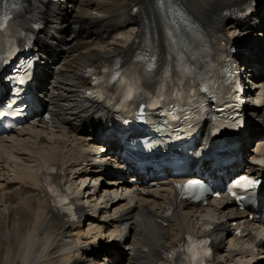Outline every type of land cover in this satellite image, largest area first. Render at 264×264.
I'll return each instance as SVG.
<instances>
[{
	"label": "bare ground",
	"instance_id": "6f19581e",
	"mask_svg": "<svg viewBox=\"0 0 264 264\" xmlns=\"http://www.w3.org/2000/svg\"><path fill=\"white\" fill-rule=\"evenodd\" d=\"M65 1L49 0L47 28L55 37L41 40L43 47L54 50L43 52L42 56L54 62V56L61 54V59L51 63L42 79L46 99L53 106L49 111L51 118L48 122L42 119L30 122L15 136L0 139V251L4 250L1 264H104L109 251L103 249L102 257L95 255L111 242L123 244L128 251L126 261L121 264H160L164 255L190 232L211 237L217 258L223 264H246L254 260L264 264V252L250 257L249 252H239L241 247L233 244L237 225L247 228L251 223L235 217L240 212L235 210L231 199L209 202L202 208L180 203L179 213L166 218L165 225L158 220L164 219L168 203L175 200L170 180L152 187L128 180L104 181V175L93 167L99 161V154L102 153V160L107 159L106 147L97 145L89 134L90 130L97 132L95 122L106 116V108L90 106L83 99L90 88L88 68L105 58L122 57L128 62L144 38L153 36L160 42L163 35L168 36V31L158 7L159 0H84L82 3L68 0L75 3L73 12L65 9ZM171 1L182 11L179 14L184 13L195 27L187 32L188 40L178 42L177 46L186 47L197 57L201 38L224 28L221 14L247 0ZM139 4L145 11L140 16L133 12ZM82 5L91 13L76 9ZM70 21L82 24L79 36L70 33ZM250 29H253L251 21L240 26L237 21H231L224 28L232 46L238 44H234L237 32L245 35ZM254 33L263 37L264 28ZM63 41L69 46L66 51ZM252 44V50L258 47V42ZM246 60L251 61L250 57ZM257 63L264 62L257 60ZM260 74L262 89L264 66ZM253 111L258 113L256 109ZM248 141L247 154L253 162L264 154V129L257 140L252 137ZM86 161L88 164L84 165ZM243 165L249 171L255 169L247 158ZM53 169L66 176L72 185L79 182L74 190L78 208L85 216L84 223L66 221L52 206L44 175ZM87 204L91 206L89 211L84 209ZM96 205L103 207L99 216L94 214ZM225 232L228 244L222 236ZM108 234L111 239L106 243ZM259 247L264 250V239Z\"/></svg>",
	"mask_w": 264,
	"mask_h": 264
},
{
	"label": "rangeland",
	"instance_id": "374dc122",
	"mask_svg": "<svg viewBox=\"0 0 264 264\" xmlns=\"http://www.w3.org/2000/svg\"><path fill=\"white\" fill-rule=\"evenodd\" d=\"M67 5L70 6L71 5L70 2H67L66 3V8H67ZM80 7H82L83 10ZM76 9L79 10V11L81 10V12L86 11L88 13H91V11L85 5L84 6L83 5L82 6H78ZM68 10L70 12H73V11H75V7L71 5ZM87 184H89V180H88V183ZM92 184H93V182H92ZM3 252H4V250L3 251H0V264L2 263V261L4 259V253ZM120 255H121V259L124 260L123 258H124V256L127 257L128 251L126 249H124V250H122V252H121Z\"/></svg>",
	"mask_w": 264,
	"mask_h": 264
},
{
	"label": "snow or ice",
	"instance_id": "6c2138e0",
	"mask_svg": "<svg viewBox=\"0 0 264 264\" xmlns=\"http://www.w3.org/2000/svg\"><path fill=\"white\" fill-rule=\"evenodd\" d=\"M9 18L7 17V16H5L4 17V21H7ZM120 72L119 71H117V73H116V75L115 76H113V80H116V79H119L120 78ZM131 95H132V90H131V88H129V90H128V94H127V97L128 98H131ZM247 183L248 184H253L254 182L253 181H247Z\"/></svg>",
	"mask_w": 264,
	"mask_h": 264
}]
</instances>
